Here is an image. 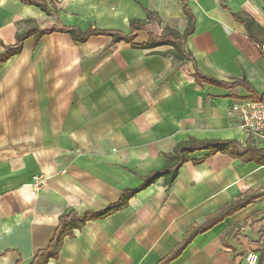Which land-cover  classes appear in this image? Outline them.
Listing matches in <instances>:
<instances>
[{
    "label": "crops",
    "instance_id": "1",
    "mask_svg": "<svg viewBox=\"0 0 264 264\" xmlns=\"http://www.w3.org/2000/svg\"><path fill=\"white\" fill-rule=\"evenodd\" d=\"M38 1L48 12L0 0V53L34 27L132 40L75 41L57 31L35 42L31 34L0 63V264H29L62 213L106 209L163 168L180 143L232 140L264 154V137L243 131L232 112L264 99L256 45L264 44V0ZM189 23L179 51L135 46L149 33L182 34ZM190 158L169 186L160 177L65 236L47 264H157L206 217L250 194L260 195L168 264H244L250 252L264 264V162L207 150ZM37 174L48 181L34 191Z\"/></svg>",
    "mask_w": 264,
    "mask_h": 264
},
{
    "label": "trees",
    "instance_id": "2",
    "mask_svg": "<svg viewBox=\"0 0 264 264\" xmlns=\"http://www.w3.org/2000/svg\"><path fill=\"white\" fill-rule=\"evenodd\" d=\"M20 1L26 4L37 5L41 7L43 11L48 12L46 6L41 1L38 0H20ZM185 12L189 16L188 12L186 11V8H185ZM189 21H191L190 16H189ZM134 27L137 28L136 26ZM191 30H192V24L189 23V27L182 34L169 29H167V32L163 36H159V37L149 33V39L147 43L141 45H135V46L141 48H151L160 45H171L175 50L179 51L180 45L183 43L184 39L190 34ZM57 31L69 33L72 39L75 41H85L87 37L92 34L111 35L114 36L115 40H121V39H125L127 41L132 40L131 35H124L121 33H113L108 31L88 30L85 32H80L74 28H67V27H62V28L53 27L47 30H38L37 28L34 27L22 34H17L15 38V43L13 45L5 46V50L2 53H0V63L6 61L9 57L20 52L22 47V42L27 36L34 34L35 42H37L41 36ZM182 57L184 58L185 55H182ZM203 150H207L209 154L221 152V153H228L233 156H240L241 161H248L255 159V161L257 162H264L263 160L264 154L261 153V151L250 148H246L242 150L237 144V142L232 140L198 141L192 139L189 140L188 142L180 143L174 148L172 153L167 155V163L163 168L152 172L149 176H147L143 180V182L137 188L123 190L119 200L116 203L108 206L106 209L96 213L85 212L81 216H77L75 212H73L72 210H67L64 213H62L61 216L59 217V223L55 230L53 238L51 239V241L49 242L46 248L37 251V253L32 257L29 264H47L49 259H55L58 255L62 239L65 236H72L73 231L83 226L88 220L94 218H101L109 213H112L114 211L123 208L127 204V201L131 196H133L137 191L151 185L158 178L163 177L165 184L169 186L177 176L179 167L184 162L191 160L190 154L195 151H203ZM258 155H261L262 158L261 157L257 158ZM193 162L199 163L201 162V160H194ZM259 195L260 194H253V195L250 194L239 197L233 200L230 204L226 205L218 212L206 217L205 221L202 224H200L196 228L192 229L188 234H186L182 242L179 245H177V247H175V249L171 253H169V255H167L165 258L160 260L157 264H168L169 262L177 258L181 254V252L185 249L186 245L192 240V238L196 234L210 229L212 226L219 223L224 217L244 207L250 200L258 197ZM260 260L261 257L259 256L257 264H259ZM16 264L19 263L17 262Z\"/></svg>",
    "mask_w": 264,
    "mask_h": 264
},
{
    "label": "built area",
    "instance_id": "3",
    "mask_svg": "<svg viewBox=\"0 0 264 264\" xmlns=\"http://www.w3.org/2000/svg\"><path fill=\"white\" fill-rule=\"evenodd\" d=\"M258 49L264 53V44H256ZM235 113L239 127L251 134L264 137V99H251L242 101L241 104L232 108ZM64 170L61 171L63 173ZM48 181V176L37 174L32 177L31 186L34 191L41 190ZM258 255L250 252L244 259V264H257Z\"/></svg>",
    "mask_w": 264,
    "mask_h": 264
}]
</instances>
